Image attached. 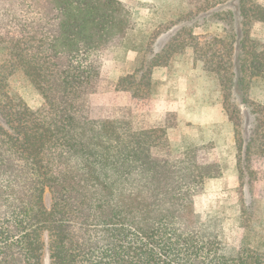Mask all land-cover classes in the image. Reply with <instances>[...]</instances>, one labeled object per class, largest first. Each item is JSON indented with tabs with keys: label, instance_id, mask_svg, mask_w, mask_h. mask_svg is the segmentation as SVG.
Listing matches in <instances>:
<instances>
[{
	"label": "trees",
	"instance_id": "1",
	"mask_svg": "<svg viewBox=\"0 0 264 264\" xmlns=\"http://www.w3.org/2000/svg\"><path fill=\"white\" fill-rule=\"evenodd\" d=\"M241 12L264 22L260 4ZM129 29L118 0H0V46L45 101L33 110L11 94L0 65V264H264V225L242 221L235 244L191 219L200 177L190 157H163L164 131L90 102L101 50ZM254 176L241 169L242 186Z\"/></svg>",
	"mask_w": 264,
	"mask_h": 264
},
{
	"label": "rangeland",
	"instance_id": "2",
	"mask_svg": "<svg viewBox=\"0 0 264 264\" xmlns=\"http://www.w3.org/2000/svg\"><path fill=\"white\" fill-rule=\"evenodd\" d=\"M118 1L128 11L130 29L101 50L100 82L90 102L128 111L135 129L164 131L154 138L163 157L194 160L201 183L191 219L222 227L236 244L242 221L256 229L264 225V22L241 12L243 6H264V0ZM34 16L19 18L35 22L37 30ZM9 59L1 45L9 92L33 110L45 106ZM147 67L145 88L140 80ZM127 76L133 83L124 87L119 80ZM249 167L255 176L243 187L239 172Z\"/></svg>",
	"mask_w": 264,
	"mask_h": 264
}]
</instances>
